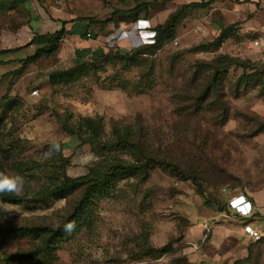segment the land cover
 <instances>
[{"label": "rangeland", "instance_id": "374dc122", "mask_svg": "<svg viewBox=\"0 0 264 264\" xmlns=\"http://www.w3.org/2000/svg\"><path fill=\"white\" fill-rule=\"evenodd\" d=\"M137 2L151 4L139 16L146 30L139 19L121 15L88 28L95 40L66 36L52 57L38 62H25L34 46L0 56V172L23 176V191L14 194L31 199L64 177L95 179L117 165H136L139 153L130 141L136 134L152 155L178 166L189 180L152 165L117 173L85 203L88 184L45 204L0 201V264H211L200 262L211 232L199 250L189 245L204 238L201 223L231 217L227 205L239 194L264 199V86L236 93L243 68L231 67L218 73L226 88L223 104L191 98L196 76L217 77L204 63L219 56L260 67L264 59L252 39L236 33L215 52L197 51L217 36L205 38L198 12L186 11L172 42L153 55L124 58L146 47L144 32L181 6L163 0H0V51L22 48L62 22L67 30H84L86 24L72 22L105 21ZM97 49L107 54L104 60L75 67L76 51ZM225 104L228 120L219 125ZM76 207L75 224L67 226ZM39 226L52 232H5ZM238 261L264 264V240L253 242Z\"/></svg>", "mask_w": 264, "mask_h": 264}, {"label": "trees", "instance_id": "16d2710c", "mask_svg": "<svg viewBox=\"0 0 264 264\" xmlns=\"http://www.w3.org/2000/svg\"><path fill=\"white\" fill-rule=\"evenodd\" d=\"M163 1H167V0H163ZM194 5L197 7L203 6L202 3L201 4L196 3ZM195 6H193V4L189 6H182L177 12L172 14L164 24L158 25L154 29H152L153 36L149 44L146 45V47H143L140 51L133 50L130 51V53L123 54L121 56L124 58H134L135 56L138 55L139 56L153 55L154 52L160 50L166 43L172 42L175 39L177 28L181 23V21H183L186 17V11L189 8ZM150 7L151 4L148 2H137L134 9L124 12L123 11L114 12L111 15L110 19H107L105 21H99L93 18H87V19H76L72 22L74 25H76V23L86 24L84 30L82 29L77 30L74 28L67 30L66 29L67 23L62 22L61 28L59 30H56L53 33L45 34V35L34 34L31 42L28 43L26 46L18 49H8V50L0 51V56H7L15 52H18L24 48H29L34 46L35 47L34 53L31 56L27 57L25 59V62L35 63L40 61L41 59L52 57L57 52L60 43L64 40L66 36L77 35L83 40H95L97 38L96 34L92 31H89L88 28L92 26L105 27L113 23L114 18L121 15L128 16L129 18H131L132 22H136L139 19V16L142 12L146 14L148 13ZM235 27L236 26H231L229 28L221 29L219 35L215 38L214 41L207 44H202L201 46L197 47L196 50L201 52L217 51L224 43V41L234 37V34H236ZM116 54H120V52L116 51ZM106 56L107 54L102 49H97L95 51H88V50L76 51V59L74 64L75 67L77 68H85L90 63L96 64L104 60ZM204 65L208 67L209 70L216 72L217 77L213 76V78L208 79L205 77L196 76V78L194 79L195 86L193 87L194 97H191L196 100V104L201 103L208 105L211 104L212 103L211 101H213V99L215 98L217 99V102H219L220 104H223L225 102L223 101L222 103L221 99L224 100L226 98V88L223 85L222 83L223 81L222 79H220L219 77L220 75H218V73L220 71L227 70L231 67L243 68V75L236 82L234 86L236 93H239L244 90L247 91L255 90L264 86V63L260 67H257V65L251 61H241L239 59H232L228 56H219L217 59L209 63H204ZM20 72L21 69L17 70L15 72V75H19ZM227 110L228 109L226 108V104L223 107H220V111L222 112L221 121L218 122L216 119V122H218L219 125H224L227 122L228 120ZM130 141L132 147H134L135 150L139 153V157L136 159V163H137L136 165H117L115 167L110 168L108 173H106L105 175L95 179H91L89 176L75 178V179H69L67 177H64L63 181L60 183L59 186L55 188H47L46 191H44L42 194H40L37 197L28 199L26 197L15 195L14 193H5V194H0V201H2L3 203H9L13 205L34 204V203L45 204L53 198L63 196V194L68 191H72L79 186H84L88 184L84 198L82 200V203H85L88 201L89 194L92 191L106 189L109 186L111 179L117 173H130V172L138 173L144 170L145 168H147L148 166H152V165H160L165 169H167L168 171L173 172L176 176L182 178L183 180H189V177L186 176V174L183 171H181L178 166L168 162L167 160L159 159L158 157L152 155L154 151L151 150L149 146L146 147L147 145L145 142V137H140L138 139V136L136 134H132L130 136ZM227 206L229 208V204ZM78 211L79 208L76 207L73 215H71L66 219L67 226H73L75 224L73 218ZM228 211H229V216H232L233 212L230 210V208L228 209ZM243 222L246 225L249 224V221H243ZM29 230L32 232L35 231L52 232L51 229H49L48 227H41V226L34 227L31 229L8 228L7 230H5V232L23 233ZM263 238L264 236L259 240L260 243L263 242L264 240ZM251 246L252 245L248 247V252H250ZM238 262L239 261L237 260L234 263L238 264Z\"/></svg>", "mask_w": 264, "mask_h": 264}, {"label": "crops", "instance_id": "0c3cea01", "mask_svg": "<svg viewBox=\"0 0 264 264\" xmlns=\"http://www.w3.org/2000/svg\"><path fill=\"white\" fill-rule=\"evenodd\" d=\"M176 6H189L201 1V7H191L187 11L198 12L197 26L204 31L205 38L218 36L221 29L236 26L235 31L252 40L264 36V0H167ZM142 17V15H141ZM140 17L138 26L147 29V23ZM144 32V31H142ZM146 33V34H145ZM144 39L150 41L153 33L144 32ZM241 195V194H239ZM248 197V196H247ZM251 204L264 212V199L248 197ZM222 216V215H221ZM262 218L261 220H263ZM237 220V221H236ZM203 222L201 223L202 227ZM246 224L231 217L221 222L211 223V236L200 262L220 264L245 258L253 241L245 234ZM234 227V228H233ZM233 228V229H232Z\"/></svg>", "mask_w": 264, "mask_h": 264}, {"label": "built area", "instance_id": "2783aa9c", "mask_svg": "<svg viewBox=\"0 0 264 264\" xmlns=\"http://www.w3.org/2000/svg\"><path fill=\"white\" fill-rule=\"evenodd\" d=\"M197 4H201V1H198ZM252 45L260 51L264 59V36L253 40ZM32 94L36 95L37 91ZM229 208L233 212L231 218L249 221V224L244 226V232L253 242L259 241L264 236V219L258 218L261 210L254 207L246 196L237 195L232 197L229 200ZM202 226L205 234L204 238L198 244H189L196 250H199L205 244L206 236L211 232V226L208 225V221L203 222Z\"/></svg>", "mask_w": 264, "mask_h": 264}, {"label": "clouds", "instance_id": "9594fccd", "mask_svg": "<svg viewBox=\"0 0 264 264\" xmlns=\"http://www.w3.org/2000/svg\"><path fill=\"white\" fill-rule=\"evenodd\" d=\"M25 183V178L19 174L10 176L0 172V194H19L23 191Z\"/></svg>", "mask_w": 264, "mask_h": 264}]
</instances>
